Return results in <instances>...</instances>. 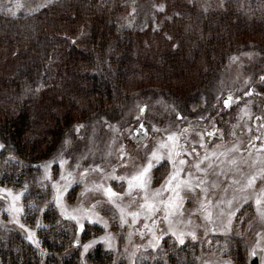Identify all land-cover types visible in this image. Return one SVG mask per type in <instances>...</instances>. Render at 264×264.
<instances>
[{
  "label": "trees",
  "instance_id": "1",
  "mask_svg": "<svg viewBox=\"0 0 264 264\" xmlns=\"http://www.w3.org/2000/svg\"><path fill=\"white\" fill-rule=\"evenodd\" d=\"M245 50L262 73L264 0H50L30 13L0 12V159L12 157L0 160V184H27L41 203L34 163L77 126L154 92L181 116L201 111ZM56 235L47 243L69 242ZM0 262L40 264L16 233L0 234Z\"/></svg>",
  "mask_w": 264,
  "mask_h": 264
},
{
  "label": "rangeland",
  "instance_id": "2",
  "mask_svg": "<svg viewBox=\"0 0 264 264\" xmlns=\"http://www.w3.org/2000/svg\"><path fill=\"white\" fill-rule=\"evenodd\" d=\"M48 1L0 0V12L9 15L30 13ZM257 62L250 50L233 55L226 70L219 75L218 82L211 87L210 104L201 111L194 107L188 115L181 116L173 102L154 92L130 100L120 115L94 119L83 124L79 132L74 129L54 155L34 163L37 168L36 189L44 197L41 203L35 202L27 184L24 187L0 184V189L11 190L13 195L23 193L16 201L23 212L17 214L10 211L13 203L11 196L0 191V234H19L33 246L40 264H65L66 261L93 264V260H101L103 264H249L253 248L260 253V262L264 264V220L258 215L255 205L256 193L264 189V178L257 180L254 189L245 188L249 177L264 172V81H261L264 71L259 73ZM249 92L251 95L246 94ZM226 94L239 98L227 110L221 103ZM141 108L144 109L143 114ZM178 116L181 118L178 119ZM140 121L146 127L148 136L134 143L133 128ZM154 127L160 131H153ZM210 132L215 135H207ZM171 133L179 135L183 152L190 153L188 156L182 154L188 164L179 179L188 180V173H193L192 190L187 187L181 190L183 215L178 213L171 217V227L176 235H172L169 223L162 219L163 211L153 217L157 221L154 226L143 215L134 225L129 216L128 224L121 226L118 209L108 203L103 190H98L96 186H111L114 191L124 193L128 187L127 178L147 163L152 150ZM233 146L238 150L229 152ZM221 152H227V155H219ZM213 153L217 155L213 156ZM197 154L201 158L205 154L211 157V169L207 167L209 161L201 165L207 169L206 175L189 167L198 159ZM61 159L67 161L64 169L59 166ZM0 160L11 161L12 157L6 154ZM53 160L56 163L48 170L51 179H46L43 165ZM232 160L236 161L235 165L230 162ZM96 166L103 171H92ZM86 170L87 176L81 177L80 174ZM62 171L65 176L72 173L69 179L74 181L63 193L62 203L68 212L73 209L93 210L92 206L96 205L93 211L107 222V228L103 223H88L85 219V230L81 232L76 221L61 215V209L55 203L53 183L65 187L67 180L60 179ZM171 171L172 166L167 162L165 153V160L152 170L150 196L160 188ZM113 175L125 177V180H112L110 177ZM201 179L207 180L201 186L207 189L206 193L201 191V187H196ZM233 180L239 183H232ZM168 195L165 193L162 198L167 199ZM133 196L135 201L130 196H124L118 203L128 211H137L139 204L143 203V193L134 192ZM245 196L249 198L247 203ZM229 200L232 201L230 206L227 203ZM202 202L208 205L205 212L201 211ZM206 212H211V222L205 219ZM231 212L235 215L231 216V225L228 226ZM76 214L84 215L83 212ZM145 223L151 231L144 227ZM63 231L69 234V242L65 246L56 239L47 243L53 238H47V234L52 233L56 238V233ZM181 233H184L183 244L178 239ZM189 233H194L196 238L193 239ZM105 236L111 238V246L101 239ZM91 241L99 242L85 252L84 245Z\"/></svg>",
  "mask_w": 264,
  "mask_h": 264
},
{
  "label": "snow or ice",
  "instance_id": "3",
  "mask_svg": "<svg viewBox=\"0 0 264 264\" xmlns=\"http://www.w3.org/2000/svg\"><path fill=\"white\" fill-rule=\"evenodd\" d=\"M159 11H163V5H161L158 9ZM75 43V41H73ZM261 81H264V76L261 77ZM247 95H251V92L246 93ZM219 99V98H218ZM232 97L229 96L224 101V106L227 108L232 103ZM141 114L144 113V109H140ZM180 119L181 117H177ZM139 119V117H137ZM257 119H260L257 117ZM83 125H79L76 128V131L79 132L80 128H82ZM264 127V125H262ZM141 128H143V124H141ZM153 131H160L159 129L153 128ZM185 132L187 129L184 130ZM139 135V133L137 134ZM144 135L146 136L147 133L145 132ZM207 135L212 136L215 135L214 132L207 133ZM203 139V137H201ZM256 139H259V137H256ZM139 142V141H138ZM65 143H69V141H65ZM4 145L0 144V149H2ZM147 147V146H146ZM201 147H205L204 144H201ZM238 148L236 146H233V148L229 149V152L237 151ZM193 152H195V149H192ZM165 153L167 154V162L171 164L172 171L168 174L167 178L164 180V183L161 184L160 188L156 189L154 192L151 193V196L149 195V186L151 184V181L153 179L152 176V170L157 165H161V162L165 160ZM182 154L184 156L190 155V153L183 152L182 146L179 144V135L176 133H171L167 135L165 138H163L156 148H154L151 152V154L148 156L147 163L140 167L137 172L132 175L130 178H127L126 183L128 185L127 189L124 193H119L113 190L111 186L104 187L103 185H97L96 188L98 190H103L104 195L107 197L108 203L114 205L119 213H120V222L121 226H124L125 224H128L127 217L132 218V224H136L141 215L144 216V219L151 220L152 225L154 226L157 221L153 219V217L156 216L158 212L163 211L164 215L162 219L169 223L170 228L169 230L172 232V235H176V232L172 230L171 227V217L176 216L178 213L179 215H183V201L184 198L181 196V190L184 187H187L189 191L192 190L193 185L191 184V179L193 178V173L190 171L188 173L189 179L188 180H182L179 179L181 172L184 171V166L188 164V161L184 158H182ZM213 156L217 155L216 153L212 154ZM221 156L227 155V152H221L219 153ZM198 159L194 161L189 167H194L197 172H202L205 175L207 174V169L202 168L201 165L205 163V161H209L208 163V169H211L213 167V163L211 162V157L208 154H205L202 158L199 157V154H197ZM124 153L123 149H121V160H123ZM233 165L236 164L235 160L230 161ZM53 163H56L55 160L48 162L47 164L43 165L45 169V177L46 179H51L49 175V168ZM67 164V161L64 159H61L59 161V166L61 169L65 168V165ZM126 166V165H123ZM79 167V165H77ZM92 171H98L102 172L103 170L96 166L92 169ZM115 171V169L113 170ZM88 172L87 170L85 172H82L80 175L81 177L87 176ZM72 176V173H68L67 176L64 175L63 171L61 172L60 179L62 181L67 180V184L65 187L61 188L58 183H53V188L56 189V195H55V203L58 208L61 209V215L64 216L66 219L74 220L79 225L80 231L83 232L85 230V224L83 221L86 219L88 223H103L104 227L107 228V222L103 221L102 218L98 216L97 213H95L93 210L95 209L96 205L92 206L93 210H84V209H73L72 212H68L67 208L63 205V193L67 191V188L71 186V184L74 182L72 179H69V177ZM112 180L116 181H124L125 177H117V176H111ZM264 178V172H262L260 175H253L247 179V184L245 185V188H253L256 185V182L258 179ZM206 179L199 180V184L196 185V187H201L202 185L206 184ZM232 183H239V181L233 180ZM216 186V185H214ZM27 187V186H26ZM90 189H86L88 191ZM227 189H225L226 191ZM243 191V189H241ZM2 192H7L9 196L12 198V205L10 208L11 212H15L17 214L23 212L22 207H18L16 205V201H19L23 193L15 194L13 195L11 190L8 189H0ZM202 192H207V189L204 187H201ZM143 193V196L141 199L143 200V203L139 204V208L137 211H128L127 208L121 207L118 201L123 200L124 196H130L133 198V201H135V196H133V193ZM165 193H168V198L163 199ZM83 195V194H82ZM248 197H244L245 203L248 202ZM211 202L209 201L208 204ZM228 205L230 206L232 201H227ZM255 205L258 215L262 220H264V189H261L259 193H256L255 195ZM207 204L201 203V211L205 212L207 209ZM130 207V206H129ZM83 212L84 215L80 216L76 213ZM235 212H231L229 214V220H228V226L231 225V216H234ZM205 219L211 222V212H206ZM18 222V220L16 221ZM191 223V221H189ZM21 228L24 227V225H20ZM144 227L146 229H149L151 231V228L147 223H145ZM27 231V229H25ZM192 235V238L195 239L196 236L194 233H189ZM184 233H181L180 236H178L179 242L181 244L184 243V240L182 236ZM31 236V234H30ZM104 242H108L110 245L111 238L108 236L101 238ZM99 241H91L88 244L84 245V250L87 252V250L92 247L94 244L98 243ZM77 243H79V237L77 239ZM259 245V240L257 242ZM251 257L257 256V249L253 248L250 251ZM226 264H230V262H226Z\"/></svg>",
  "mask_w": 264,
  "mask_h": 264
},
{
  "label": "water",
  "instance_id": "4",
  "mask_svg": "<svg viewBox=\"0 0 264 264\" xmlns=\"http://www.w3.org/2000/svg\"><path fill=\"white\" fill-rule=\"evenodd\" d=\"M229 96H231L230 94H227V95H225L223 98H222V100H221V103H222V107L224 108V109H228L230 106H232L236 101H238V98H234V97H232V103H231V105L229 106V107H225L224 106V101L229 97ZM141 122L139 123V128H140V130H138L137 128H135V129H133V134H134V138H133V142L134 143H138V141L140 142V141H142V140H144L146 137H147V135L145 136L144 135V133L146 132L147 133V130H146V128L143 126V128H141ZM139 133V135H137ZM250 264H259V261H258V254H257V256L256 257H251V260H250Z\"/></svg>",
  "mask_w": 264,
  "mask_h": 264
},
{
  "label": "flooded vegetation",
  "instance_id": "5",
  "mask_svg": "<svg viewBox=\"0 0 264 264\" xmlns=\"http://www.w3.org/2000/svg\"><path fill=\"white\" fill-rule=\"evenodd\" d=\"M234 105V104H233ZM141 122V121H140ZM139 122V123H140ZM139 123H138V125H137V127H134L133 129H135V128H137V129H139L138 128V126H139ZM142 123V122H141ZM133 138H134V136H133ZM257 254H258V261H259V264H261V262H260V253L257 251ZM250 260H251V256H250ZM250 260H249V264H250Z\"/></svg>",
  "mask_w": 264,
  "mask_h": 264
}]
</instances>
